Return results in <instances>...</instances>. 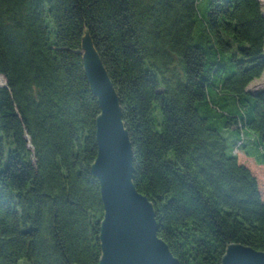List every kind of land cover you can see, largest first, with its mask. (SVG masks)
Wrapping results in <instances>:
<instances>
[{"label": "trees", "instance_id": "16d2710c", "mask_svg": "<svg viewBox=\"0 0 264 264\" xmlns=\"http://www.w3.org/2000/svg\"><path fill=\"white\" fill-rule=\"evenodd\" d=\"M86 35L119 96L133 183L174 257L264 252L260 180L235 152L243 144L264 168V88L248 90L264 72L262 0H0V264L101 262Z\"/></svg>", "mask_w": 264, "mask_h": 264}, {"label": "water", "instance_id": "95a60500", "mask_svg": "<svg viewBox=\"0 0 264 264\" xmlns=\"http://www.w3.org/2000/svg\"><path fill=\"white\" fill-rule=\"evenodd\" d=\"M82 47L86 76L101 108L98 157L92 166L105 208L100 264H181L158 236L153 204L133 183V147L109 73L88 35ZM222 264H264V252L231 245Z\"/></svg>", "mask_w": 264, "mask_h": 264}, {"label": "rangeland", "instance_id": "374dc122", "mask_svg": "<svg viewBox=\"0 0 264 264\" xmlns=\"http://www.w3.org/2000/svg\"><path fill=\"white\" fill-rule=\"evenodd\" d=\"M262 5H263V13H264V0H262ZM200 10L202 11V13H204V5H200ZM6 85V81L5 78L0 76V87L5 86ZM264 88V83H260V84H256L253 87H248V90L251 92H258L260 90H262ZM222 135L228 140L229 145L232 147V140L236 141L238 143L237 139V134L233 133L232 131L229 130H222L221 131ZM242 139V138H240ZM235 142V143H236ZM238 146H243V144L239 143ZM239 147L237 148V150L235 151L237 154H239V159L242 163L247 164L248 166H250L253 171L255 172V174L259 177H264V168L263 167H259L254 160L248 158L242 151L239 150ZM261 189L264 195V183H261ZM25 260L22 261V263H24ZM21 263V264H22Z\"/></svg>", "mask_w": 264, "mask_h": 264}, {"label": "clouds", "instance_id": "9594fccd", "mask_svg": "<svg viewBox=\"0 0 264 264\" xmlns=\"http://www.w3.org/2000/svg\"><path fill=\"white\" fill-rule=\"evenodd\" d=\"M260 83H264V72H261V74L254 78L250 84L248 85V87H253L256 84H260ZM259 180L261 183H264V177H259Z\"/></svg>", "mask_w": 264, "mask_h": 264}]
</instances>
